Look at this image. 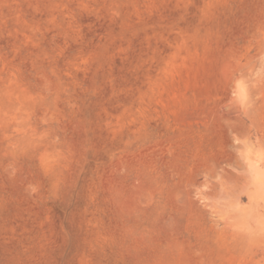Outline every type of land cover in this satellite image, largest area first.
I'll list each match as a JSON object with an SVG mask.
<instances>
[{"label":"rangeland","instance_id":"obj_1","mask_svg":"<svg viewBox=\"0 0 264 264\" xmlns=\"http://www.w3.org/2000/svg\"><path fill=\"white\" fill-rule=\"evenodd\" d=\"M246 153L264 0H0V264H264Z\"/></svg>","mask_w":264,"mask_h":264},{"label":"bare ground","instance_id":"obj_2","mask_svg":"<svg viewBox=\"0 0 264 264\" xmlns=\"http://www.w3.org/2000/svg\"><path fill=\"white\" fill-rule=\"evenodd\" d=\"M236 93H237V96L240 98V99H243L244 100V95H246V90H245V87L242 83H238L237 84V87H236ZM245 159H246V162H249L248 163V166L250 168V176L252 178V181L253 183L256 184V187H257V190L258 191H261L260 190V187L262 185H264V170H261L259 169L255 164L254 162L252 163L250 161V158L248 157V154L246 153L245 154ZM260 193H263V192H260Z\"/></svg>","mask_w":264,"mask_h":264}]
</instances>
